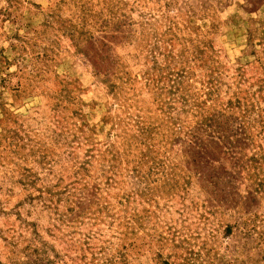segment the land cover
<instances>
[{"label": "rangeland", "instance_id": "obj_1", "mask_svg": "<svg viewBox=\"0 0 264 264\" xmlns=\"http://www.w3.org/2000/svg\"><path fill=\"white\" fill-rule=\"evenodd\" d=\"M0 264H264V0H0Z\"/></svg>", "mask_w": 264, "mask_h": 264}]
</instances>
